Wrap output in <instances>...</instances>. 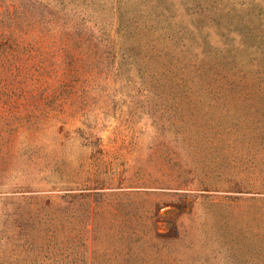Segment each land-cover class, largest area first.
I'll return each instance as SVG.
<instances>
[{"label": "rangeland", "instance_id": "1", "mask_svg": "<svg viewBox=\"0 0 264 264\" xmlns=\"http://www.w3.org/2000/svg\"><path fill=\"white\" fill-rule=\"evenodd\" d=\"M0 264H264V0H0Z\"/></svg>", "mask_w": 264, "mask_h": 264}]
</instances>
